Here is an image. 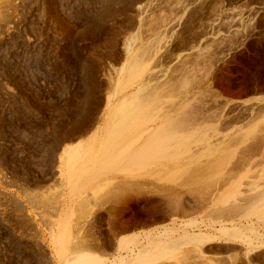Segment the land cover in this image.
<instances>
[{
  "label": "rangeland",
  "instance_id": "obj_1",
  "mask_svg": "<svg viewBox=\"0 0 264 264\" xmlns=\"http://www.w3.org/2000/svg\"><path fill=\"white\" fill-rule=\"evenodd\" d=\"M0 264H264V0H0Z\"/></svg>",
  "mask_w": 264,
  "mask_h": 264
},
{
  "label": "crops",
  "instance_id": "obj_2",
  "mask_svg": "<svg viewBox=\"0 0 264 264\" xmlns=\"http://www.w3.org/2000/svg\"><path fill=\"white\" fill-rule=\"evenodd\" d=\"M97 129V128H96ZM95 129V130H96ZM94 130V131H95ZM93 131V132H94ZM93 137V136H92ZM85 139V138H84ZM76 143H74V144H72V145H75ZM114 179V177H110V176H107V175H105V176H103V177H101V179L97 182V184L98 185H101V184H104V183H107V182H109L110 180H113ZM130 237H131V234L130 233H124V234H122V235H119V238H123V239H126V238H128V239H130Z\"/></svg>",
  "mask_w": 264,
  "mask_h": 264
},
{
  "label": "bare ground",
  "instance_id": "obj_3",
  "mask_svg": "<svg viewBox=\"0 0 264 264\" xmlns=\"http://www.w3.org/2000/svg\"><path fill=\"white\" fill-rule=\"evenodd\" d=\"M110 116V115H109ZM108 121V120H107ZM107 128H109V123H106V126H105V129H104V131L107 129ZM99 136H101V134L99 133V134H97L96 135V139L94 140V142L99 138ZM155 144V143H154ZM151 146H153V145H151ZM64 157V156H63ZM62 160V159H61ZM73 177H74V174H69V176H68V180L71 182L72 180H73ZM66 178V177H65ZM43 200V199H42ZM223 229V231L225 232V230H226V228H222ZM221 229V230H222ZM230 229V228H229ZM223 232V233H224ZM231 232H232V230H231ZM226 233V232H225ZM234 233V232H233ZM233 233H232V235H233ZM194 234V233H193ZM235 234V233H234ZM191 235V234H190ZM197 235V234H196ZM201 235V234H200ZM227 235V234H226ZM230 236H231V234H229ZM189 237V236H188ZM187 237V238H188ZM195 237V236H194ZM204 237V236H203ZM185 238V237H184ZM198 238V237H197ZM188 239H190V238H188ZM200 239H202V238H200ZM195 241H197V240H195ZM202 241V240H201ZM142 253V252H141Z\"/></svg>",
  "mask_w": 264,
  "mask_h": 264
}]
</instances>
